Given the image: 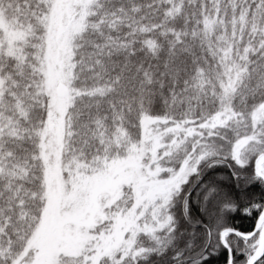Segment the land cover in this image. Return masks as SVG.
Returning <instances> with one entry per match:
<instances>
[{
	"label": "snow or ice",
	"instance_id": "obj_1",
	"mask_svg": "<svg viewBox=\"0 0 264 264\" xmlns=\"http://www.w3.org/2000/svg\"><path fill=\"white\" fill-rule=\"evenodd\" d=\"M0 264H264V0H0Z\"/></svg>",
	"mask_w": 264,
	"mask_h": 264
}]
</instances>
